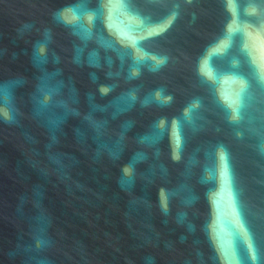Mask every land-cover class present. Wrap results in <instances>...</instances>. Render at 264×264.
<instances>
[{"label":"water","instance_id":"obj_1","mask_svg":"<svg viewBox=\"0 0 264 264\" xmlns=\"http://www.w3.org/2000/svg\"><path fill=\"white\" fill-rule=\"evenodd\" d=\"M0 264H264V0H0Z\"/></svg>","mask_w":264,"mask_h":264},{"label":"snow or ice","instance_id":"obj_2","mask_svg":"<svg viewBox=\"0 0 264 264\" xmlns=\"http://www.w3.org/2000/svg\"><path fill=\"white\" fill-rule=\"evenodd\" d=\"M3 95L5 97V103H7V99H8V92H7V89H4L3 90ZM127 172V170H125Z\"/></svg>","mask_w":264,"mask_h":264}]
</instances>
